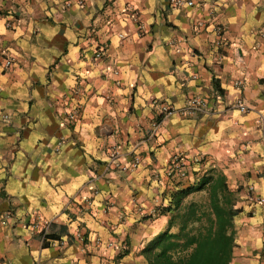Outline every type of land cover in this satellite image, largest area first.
Segmentation results:
<instances>
[{
	"label": "crops",
	"instance_id": "1",
	"mask_svg": "<svg viewBox=\"0 0 264 264\" xmlns=\"http://www.w3.org/2000/svg\"><path fill=\"white\" fill-rule=\"evenodd\" d=\"M64 1L0 0V264H148L171 193L208 170L239 209L229 264H264V0Z\"/></svg>",
	"mask_w": 264,
	"mask_h": 264
},
{
	"label": "trees",
	"instance_id": "2",
	"mask_svg": "<svg viewBox=\"0 0 264 264\" xmlns=\"http://www.w3.org/2000/svg\"><path fill=\"white\" fill-rule=\"evenodd\" d=\"M235 194L225 177L208 170L176 189L165 211L167 228L145 246L148 264H229L235 245ZM174 228L175 230H172Z\"/></svg>",
	"mask_w": 264,
	"mask_h": 264
},
{
	"label": "built area",
	"instance_id": "3",
	"mask_svg": "<svg viewBox=\"0 0 264 264\" xmlns=\"http://www.w3.org/2000/svg\"><path fill=\"white\" fill-rule=\"evenodd\" d=\"M75 4L78 7H83L85 4V0H75L74 1ZM170 4L176 8H181V7H185V6H193L194 2L193 0H169ZM72 1L71 0H65L63 2L62 8H68L69 6H71ZM202 24L199 23L198 26H201ZM215 29V33H216V40H215V44L217 47H221L223 45V38H222V34H223V27L221 25H216L214 27ZM121 36V34H120ZM101 53L97 52L96 56H100ZM220 57V56H219ZM11 64V60L7 59L4 62V65L6 67H8ZM240 81H237V84H240ZM235 107H238L241 111H245L246 110V106L244 105V103L241 100H236V102H234ZM204 108H206V101L199 96H194L189 98L186 103L184 104L183 107L176 109L175 107H171L169 105L166 104H161L160 107H158V118L161 117H168L174 113H178L181 114L183 116H190L195 114L196 112H199L201 110H203ZM78 111L74 110L71 112H68L65 116V122L68 123H72L76 117H77ZM2 117L4 120H9V115L6 113L2 114ZM58 145L60 146V143H58ZM57 146V148L59 147ZM121 152H120V148H115L110 156V160L111 162H116V158L118 156H120ZM140 162V159L137 155H130V159L127 163H116L115 167L118 170L121 171H132L133 169H135L138 164ZM186 172V163H185V159L181 156V155H174L169 163L168 169L166 170L165 174L167 177H172L173 175H178V176H184ZM257 202L258 203H263L264 202V197H257ZM4 218H9V214H5ZM37 223L33 224V227H37ZM41 231L43 232V239H46V223H43L41 225ZM76 237L78 238V240H83V234L81 233H76ZM263 245H264V239H263Z\"/></svg>",
	"mask_w": 264,
	"mask_h": 264
}]
</instances>
